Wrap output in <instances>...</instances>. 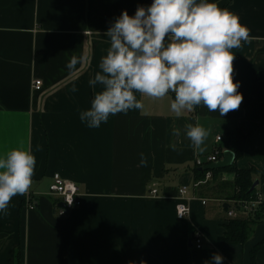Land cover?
Listing matches in <instances>:
<instances>
[{
  "label": "crops",
  "instance_id": "crops-1",
  "mask_svg": "<svg viewBox=\"0 0 264 264\" xmlns=\"http://www.w3.org/2000/svg\"><path fill=\"white\" fill-rule=\"evenodd\" d=\"M152 2L0 0V157L23 148L36 158L28 192L35 210L26 206V195H17L7 213L0 212V264H215V254L222 264H252V250L260 243L256 263L264 264V210L259 220L257 214L227 215L236 175L196 181V170L209 166L215 148L222 149L223 160L226 151L234 152L229 139L242 132L249 139L234 163L256 171V192L264 200V124L247 119L244 102L224 116L200 105L177 117L170 109L174 93L157 101L137 93L143 110L112 116L99 128L79 118L101 90L89 80L110 47L105 33L122 12L134 16ZM209 2L237 14L250 30L251 42L231 50L234 80L260 119L264 0ZM73 55L84 59L69 70ZM36 81H42L40 91ZM197 122L210 129L202 152L186 135V125ZM141 153L146 167L140 166ZM56 173L80 187L82 205L66 217L59 214L60 198L49 194ZM183 187L185 197L179 194ZM183 202L190 214L180 219L177 206ZM254 220L245 244L225 241L231 221ZM196 232L203 235L201 250L193 241Z\"/></svg>",
  "mask_w": 264,
  "mask_h": 264
},
{
  "label": "clouds",
  "instance_id": "clouds-1",
  "mask_svg": "<svg viewBox=\"0 0 264 264\" xmlns=\"http://www.w3.org/2000/svg\"><path fill=\"white\" fill-rule=\"evenodd\" d=\"M105 35L110 47L101 58L100 71L89 80V86L100 85L101 90L79 116L89 128H99L117 114L143 110L137 93L153 101L174 93L170 109L177 117L200 105L224 116L243 102L231 50L251 42L250 30L237 14L215 2L153 0L147 8L138 7L134 16L122 12ZM83 59L73 55L66 67L74 70ZM174 134L180 131L174 129ZM186 135L202 152L210 129L199 122L187 124ZM147 163L141 153L140 166ZM35 167L30 150L16 148L0 157V212L7 213L13 197L28 194ZM212 259L222 264L221 255Z\"/></svg>",
  "mask_w": 264,
  "mask_h": 264
},
{
  "label": "built area",
  "instance_id": "built-area-1",
  "mask_svg": "<svg viewBox=\"0 0 264 264\" xmlns=\"http://www.w3.org/2000/svg\"><path fill=\"white\" fill-rule=\"evenodd\" d=\"M42 88V81H36L34 84V89L40 91ZM223 142V137H217V143ZM223 151L221 148L217 147L214 150L213 155L209 158L208 165L219 162L220 157L222 156ZM201 162H198V165L201 166ZM202 167V166H201ZM213 178L211 172H207L205 180L202 183H206ZM52 184L49 187V194L51 196H56L62 201V208L59 210V214L62 217H66L75 209L81 207V192L80 187L71 181L64 179L59 173L53 175ZM154 195L157 193L156 190L152 192ZM188 191L186 187L180 189L179 194L181 197H185ZM232 206L227 210V215L230 219L236 218L238 213L255 215L261 210H264V200L262 195L256 194L255 198L251 200H237L231 201ZM26 206L29 210H35L36 206L33 202V196L31 193L26 195L25 199ZM205 205L206 202H203ZM190 214V207L187 202L180 203L177 206V215L180 219L186 218ZM193 241L195 248L201 250L203 248V235L200 232H196L193 236Z\"/></svg>",
  "mask_w": 264,
  "mask_h": 264
},
{
  "label": "trees",
  "instance_id": "trees-1",
  "mask_svg": "<svg viewBox=\"0 0 264 264\" xmlns=\"http://www.w3.org/2000/svg\"><path fill=\"white\" fill-rule=\"evenodd\" d=\"M238 91L243 95V102L244 107L246 110V117L249 120H256L260 122L261 124H264V116H262L260 119H258L255 116L254 113V105L253 101L250 99L248 95L245 94V92L239 87ZM249 139V135H244L242 132H237L234 134L233 138L229 139L228 147L232 148V150L235 152L237 159L242 157L245 145L247 143V140ZM207 172H211L213 179L219 177L222 173H234L236 175L232 194L228 196V200L230 201H237V200H251L255 198L257 192L252 191V187L255 183L253 176L256 173L254 169L250 170H239L236 166V163H234L231 167L223 170H205L198 168L196 170L197 175V182H201L205 180ZM263 210L260 212L262 213ZM257 213L256 220H259L261 217V213ZM256 220L254 221H231L229 226L226 228V234H225V241L230 244H245L248 239L250 238V235L253 231V227L256 224ZM263 243L258 244L251 253L252 256V264L256 263V255L259 252L260 248L262 247Z\"/></svg>",
  "mask_w": 264,
  "mask_h": 264
},
{
  "label": "water",
  "instance_id": "water-1",
  "mask_svg": "<svg viewBox=\"0 0 264 264\" xmlns=\"http://www.w3.org/2000/svg\"><path fill=\"white\" fill-rule=\"evenodd\" d=\"M235 160H236L235 153L232 152V151H226L224 153L223 160L206 167L205 170L214 171V170L227 169V168L231 167L234 164ZM258 185H259V182H255L253 187H252V191H255L256 188L258 187Z\"/></svg>",
  "mask_w": 264,
  "mask_h": 264
}]
</instances>
